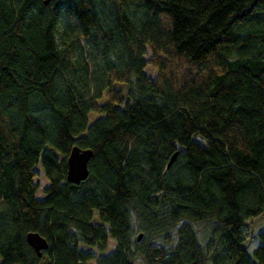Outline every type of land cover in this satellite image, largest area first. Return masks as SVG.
Masks as SVG:
<instances>
[{
  "label": "trees",
  "instance_id": "trees-1",
  "mask_svg": "<svg viewBox=\"0 0 264 264\" xmlns=\"http://www.w3.org/2000/svg\"><path fill=\"white\" fill-rule=\"evenodd\" d=\"M45 1L0 0V264H264V0Z\"/></svg>",
  "mask_w": 264,
  "mask_h": 264
},
{
  "label": "water",
  "instance_id": "water-1",
  "mask_svg": "<svg viewBox=\"0 0 264 264\" xmlns=\"http://www.w3.org/2000/svg\"><path fill=\"white\" fill-rule=\"evenodd\" d=\"M52 0H46L45 5H49ZM178 154H175L169 163V168L173 165ZM94 156L92 150L81 149L76 146L72 149L67 164V181L74 185H80L90 176L89 164ZM141 236L139 237V239ZM29 245L37 252L38 256H42L43 251L49 248V243L38 233H30L27 236Z\"/></svg>",
  "mask_w": 264,
  "mask_h": 264
},
{
  "label": "rangeland",
  "instance_id": "rangeland-1",
  "mask_svg": "<svg viewBox=\"0 0 264 264\" xmlns=\"http://www.w3.org/2000/svg\"><path fill=\"white\" fill-rule=\"evenodd\" d=\"M150 57V53H147V58ZM147 75L151 78H156L157 76V71L152 67L148 66L145 70ZM117 88L123 90L126 92L128 89V85L126 84H117ZM105 100H102L104 102ZM98 118V115L92 113L89 117L90 124L94 123V121ZM37 171L39 173V176L35 179V182L39 184L40 189L37 194V197L40 199L44 198V193L43 190L49 185V181L47 178L44 176L40 166L37 168ZM207 227L202 225L199 226V230H206ZM264 230V215L260 216L256 219H254L249 225L246 227L244 230L246 233V240L244 243V247L247 250V253L250 256H253V252L260 246L262 245V241L259 239V234ZM139 235V233L135 234V238ZM115 245V242H112V246ZM0 262H1V257H0Z\"/></svg>",
  "mask_w": 264,
  "mask_h": 264
}]
</instances>
